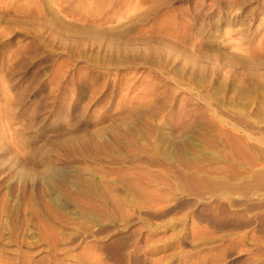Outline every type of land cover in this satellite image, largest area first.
Instances as JSON below:
<instances>
[{
  "label": "rangeland",
  "instance_id": "374dc122",
  "mask_svg": "<svg viewBox=\"0 0 264 264\" xmlns=\"http://www.w3.org/2000/svg\"><path fill=\"white\" fill-rule=\"evenodd\" d=\"M262 177L264 0H0V247L188 264L200 230L215 264H264Z\"/></svg>",
  "mask_w": 264,
  "mask_h": 264
},
{
  "label": "bare ground",
  "instance_id": "6f19581e",
  "mask_svg": "<svg viewBox=\"0 0 264 264\" xmlns=\"http://www.w3.org/2000/svg\"><path fill=\"white\" fill-rule=\"evenodd\" d=\"M182 134V133H181ZM241 137V136H240ZM243 138V137H242ZM236 139V138H235ZM243 140V139H242ZM177 141V140H176ZM237 141V140H236ZM240 141V140H239ZM238 142V141H237ZM240 143V142H239ZM247 143V142H246ZM182 146V145H181ZM239 147H240V145H239ZM240 149V148H239ZM241 150V149H240ZM241 152V151H240ZM106 174V173H105ZM263 174V173H262ZM261 176V175H260ZM262 178H264V177H262ZM149 179V178H148ZM92 181V180H91ZM93 183H94V181H93ZM92 183V184H93ZM95 184H97V183H95ZM94 185V184H93ZM98 185V184H97ZM230 186V185H229ZM228 186V187H229ZM252 186V185H251ZM95 187H97V186H95ZM99 187V186H98ZM231 188V187H230ZM233 189H234V187H232ZM94 189V188H93ZM107 189V188H106ZM130 189V188H129ZM242 189V188H241ZM227 190H228V188H227ZM236 190V189H235ZM239 190V189H238ZM125 191V190H124ZM133 191V190H132ZM168 191V190H167ZM246 191V190H245ZM244 191V192H245ZM260 191V190H259ZM183 192V191H182ZM227 192V191H226ZM186 193V192H185ZM217 193V192H216ZM228 193V192H227ZM231 193V192H230ZM258 193V192H257ZM128 194H130V193H127V195L126 196H129ZM133 194V193H132ZM132 194H130V195H132ZM232 194V193H231ZM113 195V194H112ZM217 195V194H216ZM230 195V194H229ZM234 195V194H233ZM239 195V194H238ZM245 195V194H244ZM108 196H109V194H108ZM125 196V197H126ZM147 196V195H146ZM213 196V195H212ZM243 196V195H242ZM92 197V196H91ZM109 197H111V196H109ZM223 198H224V196H222ZM222 197H221V199H222ZM232 197H234V196H232ZM258 197H259V195H258ZM55 198V197H54ZM108 198V197H107ZM112 198V197H111ZM132 198V197H131ZM96 199V198H95ZM113 199V198H112ZM166 199V198H165ZM169 199V198H168ZM235 198H231V195L228 197H225L224 199H223V204L221 203L220 204V206H219V209H220V211L223 213V214H227V216H228V213H231V214H233L234 215V213L231 211V208H236V207H244L243 209H245L246 208V210L248 211V212H257V213H259V211H261V205L260 206H257V205H253V203L251 204L250 203V201L249 202H247V201H245V199H246V196H245V198H243L244 199V201H238V200H234ZM237 199V198H236ZM103 200H105V199H103ZM114 200H116V199H114ZM118 200H119V198H118ZM175 200V199H174ZM179 200V199H178ZM208 200V199H207ZM250 200V199H249ZM121 201V200H120ZM220 201V202H221ZM123 202V201H122ZM124 202H126V200L124 201ZM129 202H130V200H129ZM129 202H127V204L129 203ZM166 202H167V200H166ZM177 202V201H176ZM177 203H180L181 204V202H177ZM104 204V203H103ZM120 204V203H119ZM216 204V203H215ZM121 205V204H120ZM124 205V204H123ZM140 205V204H139ZM171 205H172V203H171ZM170 205V206H171ZM197 205H198V203H197ZM200 205V204H199ZM219 205V204H218ZM217 205V206H218ZM91 206V205H90ZM96 206V205H95ZM118 206V205H117ZM129 206V205H128ZM131 206V205H130ZM262 206H263V204H262ZM85 207V206H84ZM116 207V206H115ZM120 207V206H119ZM141 207V206H140ZM177 207H179V205L177 206ZM81 208V207H80ZM89 208V207H88ZM163 208V207H162ZM172 208V207H171ZM175 208V207H174ZM173 208V209H174ZM82 209V208H81ZM84 209V208H83ZM82 209V210H83ZM167 209V208H166ZM165 209V210H166ZM199 209V208H198ZM85 210V209H84ZM78 211V210H77ZM169 211V210H168ZM264 211V210H263ZM102 212H104V211H102ZM246 212V211H245ZM262 212V211H261ZM76 214L78 213V212H75ZM82 213V212H81ZM147 213V212H146ZM198 213V219H201V217H205V216H203V214L199 211V212H197ZM256 213V214H257ZM83 214V213H82ZM93 214V213H92ZM104 214H106V213H104ZM150 214V213H149ZM165 214V213H164ZM196 214V213H195ZM237 214V213H236ZM80 215V212L78 213V215L77 216H79ZM84 215V214H83ZM81 216V217H84V216ZM151 215H153V213L151 214ZM158 215H161V214H158ZM157 215V216H158ZM232 216V215H231ZM80 217V216H79ZM87 217V221L88 222H90L91 224L93 223L90 219H88L90 216L89 215H87L86 216ZM92 217V216H91ZM97 217V216H96ZM110 217V216H109ZM121 217H123V216H121ZM126 217V216H125ZM149 217V216H148ZM151 217V216H150ZM154 217V216H153ZM207 217V216H206ZM99 218V217H98ZM152 218V217H151ZM156 218V217H155ZM162 218V217H161ZM83 219V218H82ZM93 219H94V217H93ZM109 219V218H108ZM121 219V218H120ZM154 219V218H153ZM157 219V218H156ZM159 219V218H158ZM252 219H253V222H254V217L252 216ZM264 219V218H263ZM85 220V219H84ZM83 220V221H84ZM102 220V219H101ZM101 220H100V222H101ZM125 220H128L129 221V219H125ZM124 220V221H125ZM97 221V220H96ZM103 221V220H102ZM117 221H118V219H117ZM122 220H120V222H121ZM128 221H126V222H128ZM200 221V220H199ZM257 221V220H256ZM104 222V221H103ZM102 222V223H103ZM203 222V221H202ZM205 222V221H204ZM207 222V221H206ZM107 223V222H106ZM106 223H103L102 225H104L105 224V227H106ZM111 223V222H110ZM114 222H112L111 224H113ZM197 223V222H196ZM234 223V222H233ZM95 224V223H94ZM100 224V223H99ZM109 224V223H108ZM117 224H119V226H121L120 225V223H117ZM123 224H124V222H123ZM198 224V223H197ZM216 224H218L217 222H214L213 221V223L211 224V227H215V225ZM239 224V223H238ZM245 224V223H244ZM250 224V223H249ZM125 225H126V223H125ZM142 225V224H141ZM243 225V224H242ZM242 225H241V227H242ZM247 225V224H246ZM0 226H1V224H0ZM4 226V225H3ZM89 225H87V227H88ZM96 226V225H95ZM94 226V227H95ZM114 226H116V225H114ZM113 226V227H114ZM217 226V225H216ZM230 226V225H229ZM228 226V227H229ZM234 226V225H233ZM85 227V226H84ZM92 227L93 226H91V228L90 227H88V228H90V229H92ZM104 227V226H103ZM104 227V228H105ZM110 227V226H109ZM112 227V226H111ZM110 227V228H111ZM156 227V226H155ZM218 227V226H217ZM219 227H221L220 225H219ZM218 227V228H219ZM223 228H224V226H222ZM232 227V226H231ZM235 227V226H234ZM53 228V227H52ZM118 228V227H117ZM158 228V227H157ZM197 228V227H196ZM226 228V227H225ZM240 228V227H239ZM239 228H237L236 227V229H239ZM264 227L262 226V228H258L259 230L260 229H262V231L264 232V229H263ZM95 229V228H94ZM98 229V228H97ZM101 229H103V228H101ZM107 229H109V228H107ZM151 229V228H150ZM190 229V228H189ZM214 229H216V227L214 228ZM227 229V228H226ZM228 229H230V228H228ZM3 230H5V229H3V227L1 226L0 227V238L1 237H3ZM32 230V229H31ZM53 230V229H52ZM110 230V229H109ZM113 230V229H112ZM195 230V229H194ZM198 230V229H197ZM202 230V229H201ZM258 230V231H259ZM27 231H29V229L27 230ZM34 231V230H33ZM32 231V232H33ZM95 231V230H94ZM106 231V230H105ZM204 231V230H203ZM6 232V231H5ZM37 232V231H36ZM90 232V231H89ZM103 232V231H102ZM102 232H101V234H102ZM117 232V231H116ZM166 232V231H165ZM176 232V231H175ZM261 232V231H260ZM28 233V232H27ZM29 233H31L30 231H29ZM79 233V232H78ZM83 233H85V232H83ZM82 233V234H83ZM105 233V232H104ZM51 234V233H50ZM81 234V235H82ZM86 234V233H85ZM100 234V235H101ZM180 234V233H179ZM179 234H177V235H179ZM196 234H197V240H198V236H199V238H200V240H204V241H206V242H204L203 244H200V243H195V242H193V243H191V244H189L190 246H191V250H190V252H189V254H185V252H183L184 253V255H182L183 257H182V259H184L185 260V262L186 263H188V264H194L192 261H193V258L194 259H196V263L195 264H215V260H214V257H215V255H216V252L218 251V246H217V242H219L220 243V241L218 240V239H209V240H207V239H205V236H204V233L202 232V231H200V230H198L197 232H196ZM263 234V233H262ZM79 235V234H78ZM77 235V237H80V235L78 236ZM103 235V234H102ZM152 235V234H151ZM155 235V234H154ZM157 235V234H156ZM234 235V234H233ZM39 237L40 236H42V233L40 234L39 233V235H38ZM84 236H86V235H84ZM98 236H99V234H98ZM153 236V235H152ZM176 236V235H175ZM174 236V237H175ZM9 237V236H8ZM7 237V238H8ZM22 237H23V235H22ZM21 237V238H22ZM38 237V238H39ZM157 237H159V236H157ZM207 237V236H206ZM245 237V236H244ZM24 238H25V233H24ZM23 238V239H24ZM28 238V239H27ZM37 238V236L36 235H34V234H30L29 236H27L24 240H28V242H27V246H28V250H25V248H24V250H23V248H22V250H20V251H12V253L9 251V250H11L10 248H8V247H10V246H6L5 244H2V245H4V246H6V248L3 246V247H0V264H43L44 262H43V258L45 259V257H41V259L39 258L38 259V257H37V254L36 253H38L40 250H37L38 252H32V251H34V250H32L31 251V249H32V247H33V244L36 242V240L38 239ZM168 238V237H167ZM180 238V237H179ZM183 238H185V236L183 235ZM187 238V237H186ZM4 239H6V238H4ZM9 239V238H8ZM73 239V238H72ZM71 238H70V240H72ZM78 239V238H77ZM87 239L88 238H83V237H80V239H78L76 242L74 241V243L73 244H75V245H73V244H69L71 241L69 240V243L67 244L66 242H68V240L65 242L64 241V243L66 244L65 246H61L60 245V243H59V246H61V248H59V254L61 255V253H64L65 255H66V258L64 259V257H63V259H64V263H62L63 261H61V260H63V259H61V260H59V258H56V260L55 261H53L55 264H106L104 261H101V260H99L98 258V260H95V259H92L93 258V256H91L92 258L91 259H89L90 257L88 256V255H85L83 252H82V250H81V252L82 253H80V254H82L85 258L83 259V260H81L80 259V256H78L79 258L78 259H80L79 261L77 260V255H75L74 253H76L77 254V249L79 248V245H81L82 243H84V242H86L87 241ZM153 239V238H152ZM161 239V238H160ZM3 240V238L1 239V241ZM24 240H23V242H24ZM156 240H157V238H156ZM162 240H164V239H162ZM169 240L170 239H168L167 241L169 242ZM177 240V239H176ZM186 240H191V241H193L192 239H186ZM196 240V241H197ZM218 240V241H217ZM240 240V239H239ZM242 240V239H241ZM38 242H39V240H37ZM42 241V240H41ZM48 241V240H47ZM128 241V240H127ZM159 241V240H158ZM173 241H174V239H173ZM173 241H172V239H171V242H172V244H173ZM22 242V241H21ZM59 242V241H58ZM61 242V241H60ZM63 242V241H62ZM73 242V241H72ZM71 242V243H72ZM161 242H163V241H161ZM165 242H166V240H165ZM164 242V243H165ZM170 242V243H171ZM183 242V241H182ZM222 242H223V240H222ZM41 243V242H40ZM54 243V242H53ZM57 243V242H56ZM153 243V242H152ZM167 243V242H166ZM181 242H179V244H180ZM242 243V242H241ZM25 244H26V241H25ZM36 244V243H35ZM51 244H52V242H51ZM62 244V243H61ZM87 244V243H86ZM101 244V243H100ZM158 244V243H157ZM182 244V247H183V244L184 243H181ZM186 244V243H185ZM185 244H184V246H185ZM233 243L231 242V246L230 245H226L225 247L228 249V250H226L225 249V247H224V250H226V251H229V249H232L234 246V244L232 245ZM41 246H42V244H40ZM46 245V244H45ZM71 245L73 246V247H71ZM91 245H92V243H91ZM95 245V244H94ZM93 245V246H94ZM105 245V244H104ZM160 245H161V243H160ZM166 245V244H165ZM168 245V244H167ZM35 246H38L37 244L35 245ZM47 246V245H46ZM50 247H52L53 248V246H51V245H49ZM49 246H47V247H49ZM54 246H56L57 247V249H56V247H54L53 248V252L52 253H54L55 254V256L56 255H58V253H57V250H58V243H57V245H54ZM108 246V245H107ZM163 246V245H162ZM188 246V245H187ZM187 246H186V248H187ZM242 246V245H241ZM264 246V245H263ZM12 247V246H11ZM23 247V246H22ZM49 247V248H50ZM147 247V246H146ZM164 247H166V246H164ZM172 247V246H171ZM170 247V248H171ZM189 247V246H188ZM202 247H206V248H204V249H202ZM221 247V246H220ZM239 247V246H238ZM7 248L9 249V250H7ZM48 248V249H49ZM129 248V247H128ZM127 248V245L126 244H124V243H116V244H113L112 243V245H110V246H108V247H106V248H104V255H105V259L110 263L111 262V264H129L128 262H130V255H131V252H130V255H128L127 253H126V251L128 250V251H132V249L130 250V249H128ZM131 248H133V247H131ZM143 248V247H142ZM149 248V247H148ZM154 248V247H153ZM169 248V247H168ZM177 248V247H176ZM178 248H180V247H178ZM190 248V247H189ZM15 248H13V250H14ZM17 249V248H16ZM20 249V248H19ZM42 249V251H43V248H41ZM56 250V253L54 252L55 250ZM84 249V248H83ZM86 249V248H85ZM137 249V248H136ZM139 249V252H140V250H142V249H140V247L138 248ZM146 249V248H145ZM145 249H143V252H144V250ZM151 249V248H150ZM149 249V250H150ZM154 249H156V248H154ZM159 248L157 247V250H158ZM164 249V248H163ZM188 249V248H187ZM247 249V248H246ZM245 249V250H246ZM51 250V249H50ZM88 250V249H87ZM156 250V251H157ZM165 250V249H164ZM177 250V249H176ZM181 250V249H180ZM182 250H185V249H182ZM36 251V250H35ZM45 251V250H44ZM43 251V252H44ZM47 252V254H48V251L49 250H46ZM61 251V252H60ZM146 251V250H145ZM147 251H148V249H147ZM151 252L153 251V250H150ZM169 251V250H168ZM186 251V250H185ZM188 251V250H187ZM186 251V252H187ZM222 251V250H221ZM226 251H224V253L226 252ZM242 251H244V248H242V250H241V252ZM74 252V253H73ZM137 252H138V250H137ZM142 252V251H141ZM158 252V251H157ZM230 252V251H229ZM229 252H228V259L226 258V260H227V262H225L226 264H233L234 262H235V258L236 257H234V256H232V254L231 255H229ZM237 252V251H236ZM240 252V253H241ZM40 253H42L41 251H40ZM45 253V252H44ZM52 253H50V254H52ZM129 253V252H128ZM150 253V252H149ZM218 253V252H217ZM220 253V252H219ZM231 253V252H230ZM233 253V252H232ZM43 254V253H42ZM133 254V253H132ZM142 254V253H141ZM145 254V253H144ZM143 254V255H144ZM147 254V253H146ZM152 254V253H151ZM179 254V253H178ZM177 254V255H178ZM41 255V254H40ZM46 254H44V256H45ZM49 255V254H48ZM53 255V254H52ZM149 255V254H148ZM154 255V257H155V254H153ZM172 256L173 255H175V254H171ZM176 255V256H177ZM181 255V254H180ZM179 255V256H180ZM226 255V256H227ZM132 256V255H131ZM146 256V255H145ZM144 256V257H145ZM150 256V255H149ZM158 256V255H157ZM162 256H165V255H162ZM178 256V257H179ZM220 256V255H219ZM40 257V256H39ZM47 257V256H46ZM54 257V256H53ZM133 257H134V260H135V253H134V255H133ZM138 257H140V255H138ZM167 257H169V256H167ZM82 258V257H81ZM96 258V257H95ZM137 258V257H136ZM143 258V257H142ZM141 258V259H142ZM148 258V257H147ZM147 258L145 257V260H147ZM150 258V257H149ZM156 258V257H155ZM158 258H160V257H158ZM173 258H174V256H173ZM179 258H181V257H179ZM216 258V257H215ZM225 258H224V260H225ZM58 259V260H57ZM138 259V258H137ZM151 259H153L152 257H151ZM151 259H150V261L149 262H151ZM175 259V258H174ZM181 259V260H182ZM49 259H47V261H48ZM132 260V259H131ZM139 260V259H138ZM138 260L136 261V262H138ZM157 260V262L159 261L158 259H154V260H152V262L151 263H153V264H155L156 261ZM160 260H162L161 258H160ZM168 260V259H167ZM167 260H164L165 261V263H166V261ZM177 260H179V259H177ZM60 261H61V263H60ZM155 263H154V262ZM163 261V260H162ZM161 261V262H162ZM163 261V262H164ZM53 262H50V263H53ZM132 262H133V260H132ZM148 262V261H147ZM146 262V263H147ZM168 262V261H167ZM170 262L172 263V260L171 261H169V264H170ZM181 262V261H180ZM184 262V261H183ZM184 262V263H185ZM150 263V264H151ZM45 264V263H44ZM46 264H49L48 262L46 263ZM131 264V263H130ZM132 264H134V262L132 263ZM135 264H137V263H135ZM139 264H141V263H139ZM143 264H145L144 262H143ZM157 264V263H156ZM162 264V263H161ZM183 264V263H182Z\"/></svg>",
  "mask_w": 264,
  "mask_h": 264
}]
</instances>
